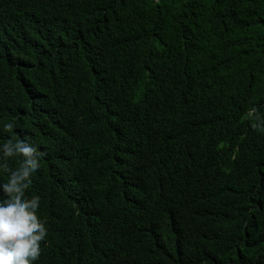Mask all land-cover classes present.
<instances>
[{
  "label": "trees",
  "instance_id": "obj_1",
  "mask_svg": "<svg viewBox=\"0 0 264 264\" xmlns=\"http://www.w3.org/2000/svg\"><path fill=\"white\" fill-rule=\"evenodd\" d=\"M6 122L33 264H264V0H0Z\"/></svg>",
  "mask_w": 264,
  "mask_h": 264
},
{
  "label": "clouds",
  "instance_id": "obj_2",
  "mask_svg": "<svg viewBox=\"0 0 264 264\" xmlns=\"http://www.w3.org/2000/svg\"><path fill=\"white\" fill-rule=\"evenodd\" d=\"M13 122L3 124L10 135L0 143V168L9 158H18L17 165L8 169L7 181L0 183V264H33L40 255V242L46 238L47 228L37 214L40 197L25 195L31 175L41 166L43 153L38 145L19 138L11 130ZM187 146L176 147L170 160H191Z\"/></svg>",
  "mask_w": 264,
  "mask_h": 264
}]
</instances>
